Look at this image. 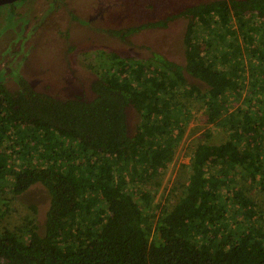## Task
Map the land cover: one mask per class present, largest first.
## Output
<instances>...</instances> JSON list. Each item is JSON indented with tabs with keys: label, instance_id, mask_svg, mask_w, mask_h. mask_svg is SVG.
Segmentation results:
<instances>
[{
	"label": "trees",
	"instance_id": "1",
	"mask_svg": "<svg viewBox=\"0 0 264 264\" xmlns=\"http://www.w3.org/2000/svg\"><path fill=\"white\" fill-rule=\"evenodd\" d=\"M180 19L182 64L103 54L88 91L69 98L0 83V204L8 188L50 195L43 227L34 216L0 236V264H264V216L237 189L243 178L264 192V0H214L134 30ZM196 97L228 139L199 143L175 207L151 208L136 194L172 162L176 102Z\"/></svg>",
	"mask_w": 264,
	"mask_h": 264
},
{
	"label": "rangeland",
	"instance_id": "2",
	"mask_svg": "<svg viewBox=\"0 0 264 264\" xmlns=\"http://www.w3.org/2000/svg\"><path fill=\"white\" fill-rule=\"evenodd\" d=\"M211 1L214 0H25L14 7L0 8V82L10 91H17L23 78L38 92L69 98L88 91L98 78L101 63L106 61L103 54L129 57L139 67L147 59L155 60V55L182 64L186 20H177L167 28L134 29ZM250 76L247 72V83ZM247 93L245 89L235 106L248 107L242 102L244 97H250L251 93ZM176 104L180 108L177 115L183 120L173 133L176 144L172 162L158 177L146 179L136 194L139 201H149L151 208L159 205L172 210L188 184L196 146L222 143L229 135L208 122V111L200 98L181 99ZM140 122V114L129 107L127 125L131 137ZM237 184V189L253 201L258 215L264 216V192L260 186L243 178ZM142 194L147 197L142 198ZM1 198L7 206L0 204L5 214L0 220V236L21 228L34 216L40 227L45 225L50 195L42 184L32 186L19 197L8 188ZM39 231L43 233L41 228Z\"/></svg>",
	"mask_w": 264,
	"mask_h": 264
},
{
	"label": "water",
	"instance_id": "3",
	"mask_svg": "<svg viewBox=\"0 0 264 264\" xmlns=\"http://www.w3.org/2000/svg\"><path fill=\"white\" fill-rule=\"evenodd\" d=\"M18 1H20V0H0V7L6 6V5H11V4H14Z\"/></svg>",
	"mask_w": 264,
	"mask_h": 264
},
{
	"label": "flooded vegetation",
	"instance_id": "4",
	"mask_svg": "<svg viewBox=\"0 0 264 264\" xmlns=\"http://www.w3.org/2000/svg\"><path fill=\"white\" fill-rule=\"evenodd\" d=\"M20 1H25V0H20ZM20 1H18V2H20ZM18 2H16V3H18ZM16 3H14V4H11V5L2 6V7H0V8H9V7H14V5H15ZM0 83H2V82H0ZM2 84L4 85V83H2Z\"/></svg>",
	"mask_w": 264,
	"mask_h": 264
}]
</instances>
